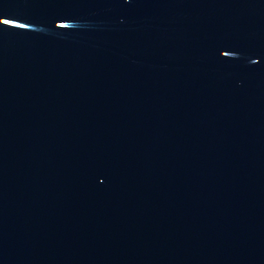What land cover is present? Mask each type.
Here are the masks:
<instances>
[{"label": "water", "instance_id": "1", "mask_svg": "<svg viewBox=\"0 0 264 264\" xmlns=\"http://www.w3.org/2000/svg\"><path fill=\"white\" fill-rule=\"evenodd\" d=\"M0 15V264H264V0Z\"/></svg>", "mask_w": 264, "mask_h": 264}, {"label": "snow or ice", "instance_id": "2", "mask_svg": "<svg viewBox=\"0 0 264 264\" xmlns=\"http://www.w3.org/2000/svg\"><path fill=\"white\" fill-rule=\"evenodd\" d=\"M0 25L4 26L0 30H8L12 28L26 29L28 27L27 23L20 22L16 18L4 17L0 15Z\"/></svg>", "mask_w": 264, "mask_h": 264}]
</instances>
